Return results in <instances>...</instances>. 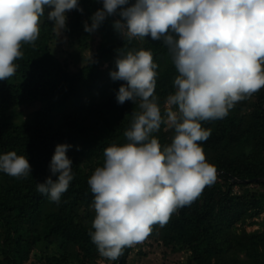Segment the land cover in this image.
<instances>
[{"label": "trees", "instance_id": "obj_1", "mask_svg": "<svg viewBox=\"0 0 264 264\" xmlns=\"http://www.w3.org/2000/svg\"><path fill=\"white\" fill-rule=\"evenodd\" d=\"M78 4L83 13L66 12L64 57L50 54L60 36L45 8L39 38L22 43L16 73L0 80V155L16 151L32 168L23 178L0 171V264H118L119 259L101 257L89 235L95 212L88 184L96 167L103 166L104 149L127 142L124 132L138 110L132 101L117 102L125 83L110 76L117 70L118 50L152 52L162 111L174 92L178 72L163 40L128 41L113 26L121 19L118 13L87 32L84 24H91L102 0ZM26 111L28 116L20 118ZM201 123L211 134L199 143L207 161L221 172L166 225H153L142 243L126 247L120 264H128L134 250L153 259L154 240L165 246V253L184 254L172 264H264V87L238 102L227 117ZM155 135L163 146L174 132L162 125ZM58 144L72 146L67 155L74 178L57 203L36 186L51 175ZM253 178L263 180L247 181ZM252 226L256 228L249 230Z\"/></svg>", "mask_w": 264, "mask_h": 264}, {"label": "clouds", "instance_id": "obj_2", "mask_svg": "<svg viewBox=\"0 0 264 264\" xmlns=\"http://www.w3.org/2000/svg\"><path fill=\"white\" fill-rule=\"evenodd\" d=\"M103 7L86 21L94 32L108 16L125 39L163 40L178 75L174 92L164 100L155 94L158 64L150 50H118L116 69L124 81L117 102L132 101L127 142L103 151V166L88 179L95 217L89 235L101 257L119 259L126 247L142 242L153 225H166L173 213L190 205L216 179L199 142L211 132L203 121L223 119L231 109L264 87V0H102ZM47 19L61 35L66 12L83 13L78 0H0V80L12 77L23 57L22 43L40 36V19ZM174 132L161 144V127ZM69 144H58L50 163L51 175L36 189L59 202L74 175ZM79 150V149H77ZM0 171L12 177L31 174L28 158L10 151L0 155ZM221 172V170L219 171ZM53 176L56 179H53Z\"/></svg>", "mask_w": 264, "mask_h": 264}, {"label": "rangeland", "instance_id": "obj_3", "mask_svg": "<svg viewBox=\"0 0 264 264\" xmlns=\"http://www.w3.org/2000/svg\"><path fill=\"white\" fill-rule=\"evenodd\" d=\"M46 9H47L46 11H50L49 8L46 7ZM59 36H60V42L56 43L53 46V51L50 54L52 56H57V57L59 56L62 58L65 56V54L63 53V50H65L66 48V42H65V36L63 35V33ZM27 116H28L27 111L21 113V115L19 114L20 118H26ZM255 228H256L255 226H252V227H249L248 229L253 230ZM142 242H139V243H142ZM135 245H138V243ZM154 245H155L156 253H155V256H153V259L152 258L146 259L145 257H141L138 254V251L134 250L133 252H131L129 256L128 264H162V262H164V264H172L174 261L178 259H182L184 257V254L182 253H179V254H174V253H169V252L165 253L164 252L166 250V248H164L165 246L156 240H154ZM145 248L150 249L149 246H145ZM101 264H105V263L101 262Z\"/></svg>", "mask_w": 264, "mask_h": 264}, {"label": "water", "instance_id": "obj_4", "mask_svg": "<svg viewBox=\"0 0 264 264\" xmlns=\"http://www.w3.org/2000/svg\"><path fill=\"white\" fill-rule=\"evenodd\" d=\"M220 170H216V172H219ZM263 179L262 178H253V179H250V180H247V181H262Z\"/></svg>", "mask_w": 264, "mask_h": 264}]
</instances>
